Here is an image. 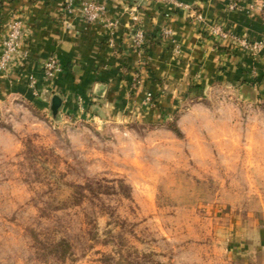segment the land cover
I'll return each mask as SVG.
<instances>
[{"label":"rangeland","instance_id":"374dc122","mask_svg":"<svg viewBox=\"0 0 264 264\" xmlns=\"http://www.w3.org/2000/svg\"><path fill=\"white\" fill-rule=\"evenodd\" d=\"M245 84L149 121L0 100V264H264V98Z\"/></svg>","mask_w":264,"mask_h":264},{"label":"crops","instance_id":"0c3cea01","mask_svg":"<svg viewBox=\"0 0 264 264\" xmlns=\"http://www.w3.org/2000/svg\"><path fill=\"white\" fill-rule=\"evenodd\" d=\"M178 1L189 9L159 0H0V38L14 16L24 19L25 34L12 69L0 73V100L20 95L47 109L55 92L68 112L79 103L100 120L134 113L149 121L214 88L247 82L264 98V50L250 54L210 33L221 27L261 41L264 12L231 11V0ZM84 2L103 4L107 22H86ZM137 29L148 39L142 55L133 45ZM51 57L61 71L48 82L43 64Z\"/></svg>","mask_w":264,"mask_h":264},{"label":"built area","instance_id":"2783aa9c","mask_svg":"<svg viewBox=\"0 0 264 264\" xmlns=\"http://www.w3.org/2000/svg\"><path fill=\"white\" fill-rule=\"evenodd\" d=\"M175 7H183L189 9L188 6L182 4L178 0H159ZM72 0H68L71 5ZM231 11H247V12H264V0H231L229 3ZM81 13L84 20L88 23H105L107 22V9L103 4L96 2H84L82 4ZM133 21L139 22V17L134 14ZM212 36L219 38L222 42H230L240 49L247 51L250 54H258L264 50V39L261 41H250L246 38H241L235 34L227 32L221 27H213L210 30ZM24 19L22 16H14L4 26V32L0 38V73L7 74L12 69L16 57L21 48L24 38ZM169 38L172 35L170 30L165 32ZM133 45L138 54H144L146 48V35L141 30L137 29L133 36ZM44 75L48 82H52L56 74L61 71L59 62L55 57L49 58L44 64ZM32 78V84H34ZM151 96H148L147 101L150 102Z\"/></svg>","mask_w":264,"mask_h":264},{"label":"water","instance_id":"95a60500","mask_svg":"<svg viewBox=\"0 0 264 264\" xmlns=\"http://www.w3.org/2000/svg\"><path fill=\"white\" fill-rule=\"evenodd\" d=\"M242 92L252 99L257 98V92H256L255 88L251 85H248V84L243 85L242 86ZM62 105H63V98L58 94L53 95L51 112L54 116H56L58 114V111L60 110Z\"/></svg>","mask_w":264,"mask_h":264},{"label":"trees","instance_id":"16d2710c","mask_svg":"<svg viewBox=\"0 0 264 264\" xmlns=\"http://www.w3.org/2000/svg\"><path fill=\"white\" fill-rule=\"evenodd\" d=\"M147 42H148V39H147V37H146V46H145V48H147V45H148V43H147Z\"/></svg>","mask_w":264,"mask_h":264}]
</instances>
